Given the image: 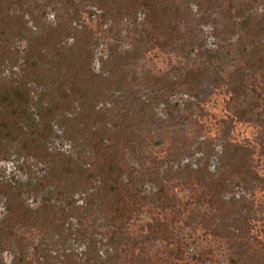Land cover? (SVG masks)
<instances>
[{"label": "rangeland", "instance_id": "1", "mask_svg": "<svg viewBox=\"0 0 264 264\" xmlns=\"http://www.w3.org/2000/svg\"><path fill=\"white\" fill-rule=\"evenodd\" d=\"M110 1L118 0H8L9 8L0 10V92L18 81L26 84L30 112L37 120L43 114L51 127L46 136L36 131L32 139L2 137L0 228L9 217L4 182H37L49 153L63 152L87 165L93 141L83 125L87 114L75 116L82 101L83 110L105 111L115 124L120 161L127 171L133 168L136 188L148 196L125 229L138 246L120 244L115 264H174L178 258L190 264H264V0H168L166 16L151 19L176 25L170 39L152 30L142 9L117 14L113 4L105 9ZM176 8L179 13L172 12ZM49 25L60 28L51 46L62 42L65 58L59 57L60 69L30 75L23 68L27 48L38 52L39 36ZM87 77L94 91H87ZM73 79L80 85L77 94L67 91ZM244 147L252 151L258 180L247 175L244 181L230 167L220 173L221 153L233 161L235 149L240 156ZM212 176L227 184L223 194L230 206L208 201L205 185ZM54 182L45 181L37 192L24 190L23 202L36 208ZM158 186L172 199L165 206L152 198ZM80 211L83 227L97 238H108L115 228L108 211ZM9 224L28 246L42 235L36 227ZM155 230L158 237L147 239ZM5 233L1 256L12 264L17 241ZM239 245L245 251L241 258ZM48 246L53 255L61 251ZM73 247L83 249L78 242ZM23 264H38L31 246Z\"/></svg>", "mask_w": 264, "mask_h": 264}, {"label": "trees", "instance_id": "2", "mask_svg": "<svg viewBox=\"0 0 264 264\" xmlns=\"http://www.w3.org/2000/svg\"><path fill=\"white\" fill-rule=\"evenodd\" d=\"M113 2L110 1L105 9L109 11L110 5L113 4L116 13L125 16L129 12L135 14L139 9H142L144 19L146 18L145 22L151 23L150 26L153 31L162 36L164 35L163 39H170L169 36H173L176 25L169 26V21L165 25V22L163 23L161 19H151L153 14L166 16L171 9L168 7V0L166 1L167 4L158 0H118ZM7 4L8 0H0V10L2 11L4 5L8 9ZM172 12L179 13L180 11L176 8ZM18 22L23 21L19 19ZM243 23L248 24L247 21ZM48 28V31L39 36L37 41L39 50L37 53L32 52L30 47L27 48L23 68L25 67V69L31 71L30 75L38 73L39 70L44 73L45 70H49L53 66L60 69L62 62L59 57L63 56L65 58L62 51L65 45L62 42L59 41L58 46H51L54 39L60 36V28L54 29V26L50 25ZM0 30H3L2 26H0ZM90 39L91 35L87 30L88 46ZM74 45L75 42L68 47L73 48ZM131 53L132 51H128L127 54L131 55ZM90 61L91 51L87 48V69H89ZM69 85L66 84L68 92L72 91L74 94L80 92V85L74 79L70 81ZM23 87L25 88L26 84H21L18 81L15 84L13 83L5 92H0V143L3 136L8 140L16 134H25L32 139V134L36 131L46 136L47 131L51 130L43 114L38 113L39 120H37L34 113L30 112L29 99ZM93 89L94 81L88 80L87 77V91ZM67 91L64 90L66 95H68ZM95 92L100 98L101 92L98 90ZM97 96L95 98L99 101L100 99ZM79 102L82 105V110L76 112L75 116L86 117L87 114V123L83 125H86L89 137L93 140L87 165L79 164L63 152L49 153L44 155V158L46 157L44 160L46 170L42 174L43 176L38 179V183L34 182L31 185L30 182H18L17 184L4 182L1 191L6 198L9 217L4 222L5 226L0 228V264H8L1 256V251L5 248L2 238L5 232V237L17 241V243H14L17 245V251L15 250L16 253L13 255L12 264L24 263L25 249L29 246H31L33 257L38 264H115L113 261H116L120 244L128 245L131 242L133 248L138 246V241L131 238L125 229L138 210L141 199H148V196L142 194L141 189L136 188L132 175L133 168L127 171L120 161L118 140L114 135L116 132L114 130L115 124L109 123L105 117V111L91 112L90 110L93 108L83 110L86 106L82 101ZM95 108L96 106H94ZM35 115L37 116L36 113ZM93 115H99V119H96ZM9 116L13 117L11 121ZM19 120H25L26 122L22 124L18 122ZM235 150L231 155L234 156L233 161L230 160V157L226 159L224 152L221 153L219 168H223V170H220V173L224 175L230 167L229 170L237 173L244 181L248 180L247 175H250V180L251 178L258 180L259 175L252 168L251 149L249 147L242 148L243 153L240 156L238 155L240 149L236 148ZM124 174L127 176L126 179L123 177ZM52 178L55 180L54 188H48L42 196L39 206L31 208L23 202L21 193L24 190L37 192V189L40 190L46 186L45 181H50ZM220 178L212 176L209 178L210 183L208 182V185L205 182L208 201L212 205L220 202L221 207L223 205L228 207L232 200L231 198L225 200L223 191H226L227 184ZM39 185H42L41 188L38 187ZM75 194L81 197L82 204H76ZM152 198L157 206H165L167 201H172L162 186H158L157 192H154ZM80 209H84L82 212H87V215L95 209L110 213L115 228H113L108 238H97V234L90 233L88 229L86 230L83 227ZM49 214L50 216H48ZM9 222L25 227H36L42 231V235L38 241L28 246L27 243L23 242L25 240L24 236L17 234L14 231L13 224L10 225ZM116 222H119V224ZM4 228H6V231H4ZM159 233L160 231L155 230L147 235V239L157 238ZM163 236L167 239L165 234ZM73 242L83 245V249L80 251L75 249ZM48 245L59 246L61 251L53 255V248ZM236 251L238 258L245 254L242 245H239ZM131 252V254H134V250H131ZM179 259L181 258H178L174 264H190L188 262L179 263Z\"/></svg>", "mask_w": 264, "mask_h": 264}]
</instances>
